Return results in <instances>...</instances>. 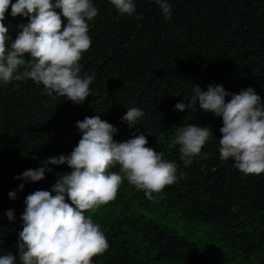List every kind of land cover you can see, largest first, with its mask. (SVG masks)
<instances>
[{
	"label": "trees",
	"instance_id": "trees-1",
	"mask_svg": "<svg viewBox=\"0 0 264 264\" xmlns=\"http://www.w3.org/2000/svg\"><path fill=\"white\" fill-rule=\"evenodd\" d=\"M91 2L98 14L86 21L91 46L79 63L80 76L94 79L82 104L49 95L31 78L0 81V256L11 253L20 264L27 195L51 191L71 169L48 164L41 181L16 177L70 154L82 137L76 122L99 116L118 130L116 142L144 134L146 147L177 165V180L149 200L124 179L114 200L85 212L109 244L92 264H264V172L244 174L233 158H220L222 117L198 101L191 109L175 108L190 103L195 85L207 91L210 84L230 93L251 87L264 105V0H168L167 17L155 0H133L132 15L110 0ZM54 10L63 20L62 10ZM4 23L14 40L28 18L13 17L9 6ZM129 108L144 113L132 128L121 119ZM189 124L209 127L213 136L186 164L174 126Z\"/></svg>",
	"mask_w": 264,
	"mask_h": 264
},
{
	"label": "clouds",
	"instance_id": "clouds-1",
	"mask_svg": "<svg viewBox=\"0 0 264 264\" xmlns=\"http://www.w3.org/2000/svg\"><path fill=\"white\" fill-rule=\"evenodd\" d=\"M110 2L121 14L132 15L136 11L133 0ZM155 2L166 17L171 15L168 0ZM9 6L13 17L28 18L27 24L18 25L20 31L14 40L4 23ZM57 8L62 10L63 20L54 10ZM97 14L98 9L91 0H56L55 4L52 0H16L15 3L0 0V81L9 83L31 78L48 89L49 95L55 93L82 104L90 95L94 76L82 78L79 61L91 46L86 21ZM25 65L21 72L20 68ZM194 91L190 103L181 102L175 108L191 109L198 101L200 109L222 117L220 158H233L235 166L244 174L264 172L261 98L251 87L230 93L223 85L210 84L207 91L195 85ZM229 96L231 99L226 102ZM143 116L139 108H129L121 119L132 128ZM76 127L82 137L70 154L51 157L44 162V167L25 170L16 177L41 181L48 164H67L71 169L70 173L59 176L51 191L37 190L27 195L17 244L20 264H92V257L106 251L109 244L100 226L85 212L114 200L124 179L138 190H144L149 200L154 199L153 193L161 192L177 180V165L164 160L162 153L146 147L148 140L144 134L116 142L113 136L118 130L99 116L85 117L76 122ZM174 127L176 142L181 145L180 158L186 164L200 155L206 141L213 136L209 127L196 124ZM116 164L121 166L119 172H109ZM23 187L19 185L20 190ZM9 197L15 199L16 192L10 191ZM6 215L9 220L14 218L12 210ZM0 264H16V256L11 253L0 256Z\"/></svg>",
	"mask_w": 264,
	"mask_h": 264
}]
</instances>
